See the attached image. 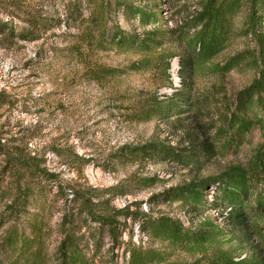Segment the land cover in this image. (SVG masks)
<instances>
[{"label": "rangeland", "instance_id": "1", "mask_svg": "<svg viewBox=\"0 0 264 264\" xmlns=\"http://www.w3.org/2000/svg\"><path fill=\"white\" fill-rule=\"evenodd\" d=\"M33 1L41 7L44 0ZM126 1L133 7L156 9L161 22L141 27L136 20L126 19L119 12L114 15V21L122 29L144 35L159 27L165 57L186 53L185 43L178 38L177 31L196 12L202 0ZM56 9L50 2L43 3V10L49 14ZM0 12L3 17L2 8ZM248 12V3H244L233 20L229 46L213 64H224L237 54L257 49L251 37L241 34ZM260 16L263 17L260 30L264 33V11ZM54 31L60 33L57 29ZM65 45L61 38L46 36L17 48H0V192L8 191L7 197L0 196V241L13 223L28 233L26 213L36 214L37 205L47 199L56 203L50 212L46 211L43 220L45 227L54 228L62 213L67 187L77 184L83 189L116 188L118 194H123L111 199V205L116 208L136 205L139 213L151 217L164 215L185 226L196 227L204 220L212 221L225 233V247L232 254L239 255L240 259L263 255L264 239L255 233V228L234 229L221 212L189 216L179 204H149L152 196L176 186L215 178L232 167H242L257 149L264 148V126L251 131L239 150H226L223 145L221 128L234 109L237 95L257 78L256 69L247 64L249 60L224 75L202 72L192 81H183L175 58L170 61L169 82H166L162 70H133L138 57L132 54H98V64L120 71L115 81L99 86L88 79L76 58L62 50ZM182 97L185 100L179 101ZM155 100L187 106L175 105L181 114L168 120L146 122L144 118ZM151 143L183 154L200 151V161L185 169L159 157L137 153L131 156L122 151L124 148L137 150ZM74 155L85 162L76 160ZM31 158L48 173L46 182L40 179L45 186L43 195L38 194L37 178L27 176L21 169L22 164L31 163ZM23 182L29 184L28 202L19 196L15 202L18 206L11 205L17 183ZM59 189H63L61 194ZM213 197L212 189L207 190L206 201L211 202ZM11 206L14 214L7 210ZM129 239L131 244L144 249L163 248L149 241L140 233L138 223L131 221L126 222L123 234L125 243ZM55 244V237L51 236L47 243L49 256L53 255ZM105 246H109L107 240ZM115 254H118V264H123V250ZM171 261V264L191 262L183 254L175 255ZM49 264H53L52 259Z\"/></svg>", "mask_w": 264, "mask_h": 264}, {"label": "trees", "instance_id": "2", "mask_svg": "<svg viewBox=\"0 0 264 264\" xmlns=\"http://www.w3.org/2000/svg\"><path fill=\"white\" fill-rule=\"evenodd\" d=\"M45 1L56 6L52 14L43 10ZM244 3H248L249 12L241 34L251 37L257 49L252 53L237 54L224 64H213L229 46L233 20ZM0 8L5 12L0 17V48H17L46 36L61 38L66 43L62 50L76 58L86 70L88 79L99 86L115 81L120 71L98 64V54H132L138 57L132 65L133 70H162L166 82H169L167 71L170 61L175 58H178L179 77L183 81H192L202 72L227 74L248 59L247 64L256 69L257 78L237 95L234 109L221 128L223 145L226 150H239L248 141L251 131L264 126V33L260 30L264 0L200 1L196 12L177 31L178 38L185 43L186 53L166 57L159 27L143 35L128 32L114 21V15L122 12L126 19L136 20L141 27L160 24V14L156 9L133 7L126 0H44L41 7L34 5L33 0H0ZM54 29L60 33L56 34ZM168 85L171 86L170 83ZM178 100L184 101L185 98ZM169 103L155 100L144 120H168L181 114L175 105L187 106ZM122 151L131 156L137 153L159 157L161 161L173 162L185 169L197 165L201 156L197 150L183 154L155 143L137 150L124 148ZM74 158L84 161L77 155ZM21 169L27 176L37 178L38 194H45V186L40 179L46 182L48 173L40 163L31 158V163L22 164ZM67 188L62 213L54 228L45 227L43 220L46 211L50 212L56 203L52 199L37 205L36 214L26 213L28 233L14 223L9 226L0 241V264H49L51 259L53 264H118V254L115 253L121 250L123 264H171V259L177 254L189 258V264H264V250L260 257L240 259L239 255L232 254L225 247V233L212 221L204 220L196 227L185 226L164 215L151 217L139 213L136 205L116 208L111 205V199L123 196L117 193L116 188L83 189L77 184ZM209 189L214 192L211 202L205 199ZM16 190L11 205L18 206L15 202L19 196L27 203L28 182L17 183ZM7 192L1 191L0 196L7 197ZM62 192L63 189H59L58 194ZM251 203H254L253 208ZM149 204H179L189 216L221 212L230 227L237 230L245 226L255 228V233L264 239V225L259 227L260 223L264 224V148L257 149L242 167H232L215 178L176 186L152 196ZM7 210L14 214L13 206ZM127 221L138 223L140 233L163 248L156 251L144 249L131 244L130 239L125 243L123 234ZM51 236L55 237L56 244L53 255L49 256L47 243ZM105 240L109 243L107 248Z\"/></svg>", "mask_w": 264, "mask_h": 264}]
</instances>
